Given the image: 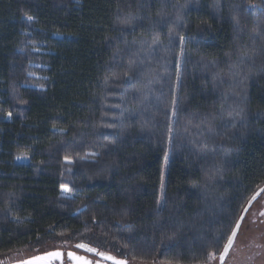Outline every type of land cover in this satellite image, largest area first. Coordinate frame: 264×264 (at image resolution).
Wrapping results in <instances>:
<instances>
[{
	"label": "trees",
	"instance_id": "obj_1",
	"mask_svg": "<svg viewBox=\"0 0 264 264\" xmlns=\"http://www.w3.org/2000/svg\"><path fill=\"white\" fill-rule=\"evenodd\" d=\"M232 4L242 0H0V258L89 242L72 235L87 221L131 260L191 264L216 221L264 185V39L253 44L252 33L264 16L240 12L238 32ZM177 34L186 56L169 150L156 97L170 102ZM242 51L252 60L232 79ZM228 111L243 117L235 129L225 127ZM162 175L167 202L158 208ZM61 183L74 191L61 194ZM93 214L106 222L93 224Z\"/></svg>",
	"mask_w": 264,
	"mask_h": 264
},
{
	"label": "snow or ice",
	"instance_id": "obj_2",
	"mask_svg": "<svg viewBox=\"0 0 264 264\" xmlns=\"http://www.w3.org/2000/svg\"><path fill=\"white\" fill-rule=\"evenodd\" d=\"M76 2L79 3V0H76ZM227 2L228 0H225V3ZM162 7H168V5L162 4ZM173 7H175V5H173ZM183 7H186V5H184ZM219 8L220 5H217L218 10ZM248 9L259 12L262 16H264V0H242V4L231 5V18L234 21L235 27L238 32L243 31L239 13L242 11H247ZM26 18L29 21L34 19L32 16H27ZM177 19L180 20L182 19V17L177 15ZM124 23H130V21L125 20ZM161 24L164 27L168 26L165 16H161ZM173 31L174 28L172 27L168 28V36L170 38L169 47L173 46V39L171 38ZM252 33L254 35L253 44H255L256 40L264 39V21H260L259 23H257V25L252 29ZM159 42H160V33L154 32L152 35L151 43L148 45V47L152 49V51H155L153 45H157L159 44ZM184 43H185V38L177 34L175 46L179 48L178 62L173 64V68L175 70L173 73L175 76V82L173 85L170 102L164 103V101L160 96L156 97V100L159 102V104L163 105V108L165 110L164 115L166 122H165V130L162 139L167 145V148L169 150L171 149V146L173 144L174 133L176 132L174 125L177 123L181 111V103L179 102L176 93L179 91L181 87V79H182L181 64L184 63L186 56ZM140 50L143 51V46H141ZM251 52L255 54L256 49L254 47L251 48ZM260 54L264 55V47H261ZM251 60L252 57L249 55V51H242L238 56V62L232 65L233 71L230 73L232 79H235L236 77L242 75L241 66L247 64ZM130 66H131V62H130ZM124 76L128 77L129 82H131L133 79L131 71H126L124 73ZM41 79L46 80L48 78L42 77ZM149 82L151 83V81ZM38 87L41 91H44L46 89V85L43 83L39 84ZM13 91L15 92L16 90L13 89ZM145 100H147V96L143 97L141 103H143ZM16 103L19 105H25L28 104V101L17 97ZM221 107L223 108V104L221 105ZM0 111L3 110L0 109ZM227 116L232 117L233 119L228 120L225 123V127L230 126L231 128L235 129L236 123L234 122V120L235 117L237 116L240 117L241 120H243L241 112H236L234 116L233 111H228ZM12 117H13V112L7 111L5 118L11 119ZM220 118L221 119L224 118L223 113H221ZM212 119H216V117H212ZM55 127L56 125L53 124V128ZM209 130L212 131L211 125H209ZM61 131H66V129H61ZM185 131H187V129H185ZM213 134L219 135L220 133H213ZM192 143L195 144L196 142L193 141ZM197 147H201V146L197 145ZM207 148L208 145L203 144L201 150ZM229 151H231V149H229ZM89 154L92 156L97 155V153L95 152H91ZM78 155L79 153H77V156ZM26 158H27L26 153L24 154L23 157H19V156L17 157L18 160L26 159ZM164 160H165V164H167L168 162L167 153L165 154ZM63 161L66 162L68 165H72L76 162L74 157L71 155H64ZM208 179L215 180V176H210L208 177ZM262 183H264V181H262ZM60 190H61V194L72 193L74 191L73 188L69 187V185L65 183L60 184ZM261 193H264V187L257 186V190L254 191L250 196L241 198V201L236 209L227 213L222 219L216 221V227L213 229L212 233L205 234L202 237L203 244L201 245V250L199 252H192L191 264H211L212 261L217 259L219 260L220 264H224L225 259L229 257L230 251L234 248L238 234L242 232V224L245 223H249L250 225L256 224L255 219H253L250 222H246L245 217L246 215L249 214V209L253 205V202H256L257 198L261 197ZM261 199L264 200V197H261ZM166 202H167V198L165 196V182L162 175L160 181V195L157 201V207L160 208L162 206V203L164 206H166ZM77 211L80 213V215L83 216L84 213L88 212V206H85L83 208H78ZM125 215H127V213H125ZM259 215L261 217H264V211H261ZM91 222L95 225H101L106 221L97 220L95 214H93L91 217ZM87 224L88 222L85 221L86 227L84 233H73L72 235L73 236L83 235L84 238L89 242L88 243L79 242L76 243L74 247L77 250H82L85 253L91 254L93 258L90 259L89 256L87 255H78L77 251H68L66 253V256L69 259V261H71V264H103V262H107V261H110L111 264H130L129 259L127 258V253L121 251L120 256L124 258H118L117 255H112L111 252L102 250L104 248L109 247V242L107 240V232H105L102 228L99 229V232H95L92 228L87 227ZM125 226L130 227V225H125ZM60 235L63 236L64 233H61ZM128 239H133V237L129 236ZM37 242L42 243V241H40L39 238H37ZM93 244H95L96 246H93ZM125 247H127V245H125ZM256 247L264 248V245L257 244ZM260 254H261L260 252H257L254 255L259 256ZM181 255H186V253H181ZM64 257H65V253L60 250L44 251L42 254L32 255L27 259H18L16 260L15 264H52L53 260H58L60 264H64ZM132 259L135 260L137 259V257L133 255ZM152 264H157V261L153 259ZM161 264H181V261L165 260L161 262Z\"/></svg>",
	"mask_w": 264,
	"mask_h": 264
},
{
	"label": "rangeland",
	"instance_id": "obj_3",
	"mask_svg": "<svg viewBox=\"0 0 264 264\" xmlns=\"http://www.w3.org/2000/svg\"><path fill=\"white\" fill-rule=\"evenodd\" d=\"M19 161L27 162L28 159H19ZM261 197H264V193ZM261 197L253 204L252 208L249 210V214L246 216L247 218H245L246 222H250L255 219L256 224H242V232L238 234L233 251L231 255H229L230 259H238L239 264H264V248L256 247L257 244L264 245V217L259 215L261 211H264V200H262ZM66 244L67 243L64 242H55L37 250L13 253L11 256L8 255L10 257H8L6 261H13L25 256L30 257L38 254L37 252L65 246ZM257 252H260L261 254L259 256H255L254 254ZM133 263L136 262L133 260ZM211 264H218V259L214 260V262L212 261Z\"/></svg>",
	"mask_w": 264,
	"mask_h": 264
},
{
	"label": "flooded vegetation",
	"instance_id": "obj_4",
	"mask_svg": "<svg viewBox=\"0 0 264 264\" xmlns=\"http://www.w3.org/2000/svg\"><path fill=\"white\" fill-rule=\"evenodd\" d=\"M79 242H85V241H79ZM79 242H70V243L67 242V244H66L65 246L55 247V248L48 249V250H44V251L60 250V251L64 252V253H65L64 264H71V261H69V259H68L67 256H66V253H67L68 251H77L78 255H87V256H89L90 259H92L93 257H92L91 254L85 253V252L82 251V250H77V249L74 247V245H75L76 243H79ZM85 243H88V242H85ZM93 246H96V245L93 244ZM234 246H235V245H234ZM102 250H104V251H109V252H111L112 255H117L118 258H124V257H121V256H120V253H119L117 250H115L113 247H111V246H109L108 248H104V249H102ZM44 251H40V252H44ZM232 251H233V249L230 251L229 255H231ZM40 252H37V253H40ZM10 256H11V255H10ZM10 256L1 257V258H0V264H9V263H11V262H15L16 260H18V259H16V260L8 261V262H7L6 259H7L8 257H10ZM30 257H31V256H30ZM229 257H230V256H229ZM229 257L226 258L224 264H239V263H238V259H230ZM26 258H28V256L22 257V258H20V259H26ZM128 259H129V258H128ZM129 261H130V264H152V262H137V261H135L136 263H133V260H131V259H129ZM213 262H214V261H213ZM55 264H60V262L57 260V261H55ZM103 264H111V262H110V261H107V262H103ZM157 264H161V262H157ZM218 264H220L219 260H218Z\"/></svg>",
	"mask_w": 264,
	"mask_h": 264
},
{
	"label": "water",
	"instance_id": "obj_5",
	"mask_svg": "<svg viewBox=\"0 0 264 264\" xmlns=\"http://www.w3.org/2000/svg\"><path fill=\"white\" fill-rule=\"evenodd\" d=\"M261 187H264V185L263 186H261ZM263 195V193H261V196ZM260 197H258L257 198V200L259 199ZM255 202H253V204H254ZM253 206V205H252ZM252 206L250 207V209L252 208ZM249 209V210H250ZM247 216V215H246ZM246 218V217H245ZM50 251H53V250H50ZM43 252H41V253H38V254H42ZM38 254H36V255H38ZM29 258V257H28ZM27 259V258H26ZM226 260V259H225ZM55 261H57V260H53L52 261V264H55ZM16 262V261H15ZM15 262H11V263H9V264H15ZM225 262V261H224Z\"/></svg>",
	"mask_w": 264,
	"mask_h": 264
}]
</instances>
